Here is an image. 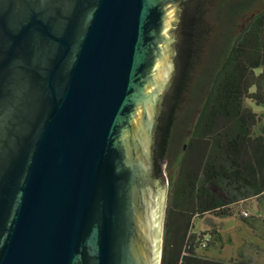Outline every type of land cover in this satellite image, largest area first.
I'll use <instances>...</instances> for the list:
<instances>
[{
  "label": "water",
  "instance_id": "water-1",
  "mask_svg": "<svg viewBox=\"0 0 264 264\" xmlns=\"http://www.w3.org/2000/svg\"><path fill=\"white\" fill-rule=\"evenodd\" d=\"M195 5L0 0V264H161L158 125Z\"/></svg>",
  "mask_w": 264,
  "mask_h": 264
},
{
  "label": "trees",
  "instance_id": "trees-1",
  "mask_svg": "<svg viewBox=\"0 0 264 264\" xmlns=\"http://www.w3.org/2000/svg\"><path fill=\"white\" fill-rule=\"evenodd\" d=\"M204 1L192 0L196 3L194 12L186 13L184 17L178 83L166 102V110L158 125V142L162 141L161 145L159 143L162 153L167 154L169 151L171 129L187 82L185 70H188L192 30L195 22H198L195 31L200 32V25L205 22ZM258 1L249 0L243 4L230 22ZM221 65V76L215 87V102L206 123L209 134L204 141L201 162L190 167L184 160L180 177L169 184L161 264H228L198 256L199 238L206 233L192 234L193 219L207 213L229 216L231 205L264 195V124L259 134L253 132L255 124L263 119L244 104L249 99L264 108V7L234 36ZM221 119H235L239 124L237 130L231 131L225 123V131L217 132V124ZM195 142L197 139L192 141V146ZM207 146L210 155H207Z\"/></svg>",
  "mask_w": 264,
  "mask_h": 264
},
{
  "label": "rangeland",
  "instance_id": "rangeland-1",
  "mask_svg": "<svg viewBox=\"0 0 264 264\" xmlns=\"http://www.w3.org/2000/svg\"><path fill=\"white\" fill-rule=\"evenodd\" d=\"M248 1H204L205 22L201 23L200 32L196 30L193 56L186 70V87L184 86L180 108L171 129L169 151L166 154L160 150L159 153L160 168L157 173L164 175L166 180V205L169 199V184L173 179L180 177V168L184 160H187L190 167L201 162L204 141L208 139L209 134L206 123L211 106L215 102V87L221 76L219 71L226 50L233 42L234 36L238 35L264 7V0H259L248 11L240 13L230 22L233 14ZM244 104L253 113L262 116L263 120L253 127L254 134H259L264 124V108L249 99H246ZM225 123L233 132L239 126L235 119L229 121L221 119L218 121L216 131L224 132ZM194 139H197V142L192 146ZM208 151L209 149L207 155L210 153ZM230 208L229 216L220 217L215 213H207L193 219L192 234L213 235L207 247L197 248L198 256L228 264H264V195L233 204ZM243 211H248L250 216H244Z\"/></svg>",
  "mask_w": 264,
  "mask_h": 264
},
{
  "label": "built area",
  "instance_id": "built-area-1",
  "mask_svg": "<svg viewBox=\"0 0 264 264\" xmlns=\"http://www.w3.org/2000/svg\"><path fill=\"white\" fill-rule=\"evenodd\" d=\"M242 214L246 217L250 216V213L248 211H243ZM211 240H212V236L209 234L202 236L201 238H199V241H200L199 248L207 247L209 243L211 242Z\"/></svg>",
  "mask_w": 264,
  "mask_h": 264
},
{
  "label": "flooded vegetation",
  "instance_id": "flooded-vegetation-1",
  "mask_svg": "<svg viewBox=\"0 0 264 264\" xmlns=\"http://www.w3.org/2000/svg\"><path fill=\"white\" fill-rule=\"evenodd\" d=\"M236 18V17H235Z\"/></svg>",
  "mask_w": 264,
  "mask_h": 264
}]
</instances>
